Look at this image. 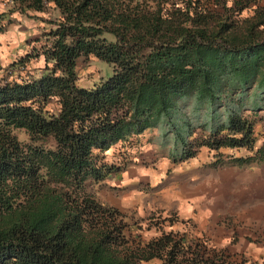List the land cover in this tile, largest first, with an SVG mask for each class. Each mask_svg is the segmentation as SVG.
<instances>
[{"label": "trees", "instance_id": "1", "mask_svg": "<svg viewBox=\"0 0 264 264\" xmlns=\"http://www.w3.org/2000/svg\"><path fill=\"white\" fill-rule=\"evenodd\" d=\"M5 1L46 15L38 46L8 65L12 74L40 57L38 73L0 78V264H243L208 237L169 229L141 238L95 189L121 167L107 150L137 142L161 119L180 159L199 146L249 151L234 165L262 159L254 123L264 0ZM89 56L110 73L79 85V59ZM187 96L205 118L176 125Z\"/></svg>", "mask_w": 264, "mask_h": 264}, {"label": "rangeland", "instance_id": "2", "mask_svg": "<svg viewBox=\"0 0 264 264\" xmlns=\"http://www.w3.org/2000/svg\"><path fill=\"white\" fill-rule=\"evenodd\" d=\"M45 15L12 11L5 0H0V78L38 73L40 57L30 58L23 68L14 67L12 74L8 65L38 46L34 39L43 24L39 17ZM78 70L77 83L83 86L110 73L109 65L94 56L79 59ZM258 104L261 108L257 109L254 123L255 146L264 141V118L258 117L264 115V96ZM176 106L175 115L180 116L174 115L176 125L181 120L197 125L205 118L203 105H195L191 96L180 99ZM162 120L145 129L137 142L112 146L105 154L107 161L121 166L120 179L128 183L122 193L140 190L135 209L119 207L129 217L126 220L134 222L132 232L143 239L169 229L187 237H208L230 258L243 259V264H264V155L262 159L234 165L233 156L247 155L249 151L243 147L199 146L193 156L180 159L176 144H172L173 127ZM16 134L25 137L21 130ZM194 134L203 136L198 128ZM99 188L105 195H113L112 190L98 187V198ZM192 202V215L183 217L180 205ZM148 264L158 261L153 259Z\"/></svg>", "mask_w": 264, "mask_h": 264}, {"label": "crops", "instance_id": "3", "mask_svg": "<svg viewBox=\"0 0 264 264\" xmlns=\"http://www.w3.org/2000/svg\"><path fill=\"white\" fill-rule=\"evenodd\" d=\"M122 172V170H117L101 182L99 187H104L112 190L113 195H105L106 193L101 188H99V190H97L99 199L103 202L113 204L117 207H122L125 209H135L134 205L139 201L137 194H140V190H131L129 191V193L126 192L125 194H123L122 192L124 191V187H126L128 183H124V181L120 179V173L122 174ZM135 178H137V176ZM193 204L194 202L180 205V214L185 218L191 216L194 206Z\"/></svg>", "mask_w": 264, "mask_h": 264}]
</instances>
